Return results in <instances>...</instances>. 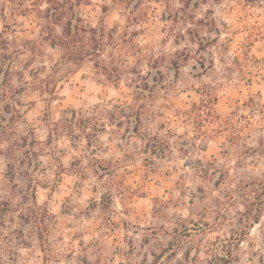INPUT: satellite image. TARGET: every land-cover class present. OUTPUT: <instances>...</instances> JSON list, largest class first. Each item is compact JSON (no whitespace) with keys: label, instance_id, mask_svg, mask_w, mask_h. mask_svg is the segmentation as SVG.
Returning a JSON list of instances; mask_svg holds the SVG:
<instances>
[{"label":"rangeland","instance_id":"rangeland-1","mask_svg":"<svg viewBox=\"0 0 264 264\" xmlns=\"http://www.w3.org/2000/svg\"><path fill=\"white\" fill-rule=\"evenodd\" d=\"M2 126L1 263L264 264V0H0Z\"/></svg>","mask_w":264,"mask_h":264},{"label":"trees","instance_id":"trees-1","mask_svg":"<svg viewBox=\"0 0 264 264\" xmlns=\"http://www.w3.org/2000/svg\"><path fill=\"white\" fill-rule=\"evenodd\" d=\"M47 9L48 10H46V13L50 11V8H47ZM57 16L59 18L53 19V20H58L54 22L58 24L59 21L61 22L63 18L65 17V11H58ZM203 21L204 20H202V22ZM79 33H80V26L78 23L74 24L73 19L70 18L68 19L66 23H63L62 30H61V38L63 36V37H66V38L69 37L70 39H72L71 43H67V42L65 43L68 49H71L73 46L78 45V43H80V41L77 40ZM200 45L204 46V43L201 42ZM77 56H80V52L77 53ZM196 106L197 104H194V107ZM6 108L8 109V112H10V110L14 111L13 117L14 115L17 117L19 116L18 109L15 103H6ZM67 114L68 115L66 117L64 116L63 120L59 123H56V125L62 124L67 129L78 128L79 130H82L83 132L88 134L87 137L89 140V145H91L92 141L90 139H91V135H93V132L91 131L88 132V131L91 129L98 130V127L96 126L91 127L90 125L91 123L89 121H86L85 119L84 120L82 119L80 122V113L76 109H70L69 111H67ZM195 117L199 120L203 119L202 111L198 112V114H196ZM11 134L12 133H9L8 127L2 126V129L0 131V141H3L5 137L10 138ZM28 135L31 137L29 138ZM28 135H23V134L19 135L20 139L15 141V143H13L9 147L10 152L8 154L9 155L12 154V158H14L13 160L14 161L18 160L19 162L18 164H20L24 159L22 158L16 159L17 158L16 147L22 146L23 143L27 144L28 138L30 139L31 146L26 151V157L30 158V161H31L33 157L32 155H35V157L38 156L37 151L34 146H36L39 143V141L36 139L34 133H28ZM49 139L51 140L53 139V132L49 134ZM5 140H9V139H5ZM10 165L11 167H14L17 164L13 163ZM12 172L14 173V171ZM0 211H1L0 212V219H1L0 222H2L3 221L2 218H4L2 215H4L6 211H4V209ZM247 220L249 223L252 221H258L259 220L258 214L252 215V216L248 215ZM246 231L247 229H242L240 231H233L230 237H222V238L218 237L216 240L210 242V244L207 247V253L211 255L212 259L208 261V264H240V259L236 255V249H237L238 243L242 241V237L245 236V234L247 233ZM186 260L188 261L189 259H187L186 257ZM0 264H6V263L0 262Z\"/></svg>","mask_w":264,"mask_h":264}]
</instances>
